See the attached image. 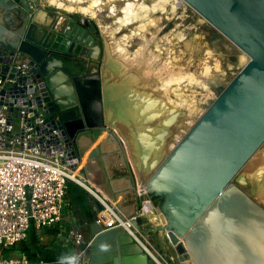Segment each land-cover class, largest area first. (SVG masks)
Instances as JSON below:
<instances>
[{"label": "water", "instance_id": "95a60500", "mask_svg": "<svg viewBox=\"0 0 264 264\" xmlns=\"http://www.w3.org/2000/svg\"><path fill=\"white\" fill-rule=\"evenodd\" d=\"M183 1L251 59L175 148L150 164L154 175L144 182L145 191L165 200L162 208L151 203L159 228L145 224L133 172L124 176L129 186H120L123 178L93 156L78 167L80 185L94 195L85 204V219L80 210L73 212L79 226L88 228L82 264H154L128 231L105 228L91 212L92 207L104 209L96 195L123 211V199L132 193L134 210L126 218L134 236L164 231L180 262L264 264V207L254 200V189H243L241 174L264 146V0ZM46 2L0 0L3 20L27 16L15 28L0 26V57L19 52L29 59L32 73L43 82L41 98L49 119L58 118L80 166L85 150L76 141L107 98L99 65L121 42H112L101 24L77 14H54L39 23ZM121 27L117 24L114 31L121 33ZM72 58L84 69L78 75L65 73L59 63L65 59L71 66ZM155 241L154 235L150 242Z\"/></svg>", "mask_w": 264, "mask_h": 264}, {"label": "bare ground", "instance_id": "6f19581e", "mask_svg": "<svg viewBox=\"0 0 264 264\" xmlns=\"http://www.w3.org/2000/svg\"><path fill=\"white\" fill-rule=\"evenodd\" d=\"M104 1L47 0V3L56 9L79 13L96 19L103 11ZM108 1L123 3L118 11L116 4H111L108 13L115 16V19L110 25L101 27L102 31L107 33L111 40L115 41L117 39L116 34H119L114 31L113 25L117 26V24H120V26H123L124 28L121 27L119 31L121 32L134 26L133 24H137L139 31H132L131 36H123L122 46L113 48L112 57L105 61L107 68L103 71V85L107 98L104 101L101 113L83 131L76 144L85 150L81 166L89 156H93L116 173L127 168L131 169L136 177L137 188L142 190L144 182L154 175L150 164L154 163V161L159 162L180 142L182 137L179 135L175 141H171L172 134L185 125V121H187L186 128H188V126L193 124L195 118L203 115L201 111L194 108L187 100L183 104L173 100L170 97L169 92L171 91L169 89L174 84L182 85L186 82L188 84L201 85L206 89L207 85L204 78L209 75L211 67L205 63L203 71L200 70L202 76L199 79L195 75L184 71L186 68L183 70L174 65L171 58L173 55L171 57L167 56L168 58L161 62L159 59L161 56L153 52L152 45L157 42L158 34L162 28L159 24H156L157 22L151 21L152 19L147 20V17L151 13L156 14L159 11H164L161 19H159V21H162L163 15L166 14L167 0H159L150 5H146L141 0ZM183 3V0H175L174 8L181 7ZM26 18L25 14L16 15L7 20H3L2 16H0V26L8 23L10 28H15V22L24 21ZM147 26L152 27L150 32L147 34L142 33ZM133 36H139L136 39L138 41L142 40L136 52L133 50V45L137 41L126 44ZM166 41H168V38ZM111 58L125 63L122 77L118 74L120 70L117 64L110 61ZM244 58H246L247 62L251 59L247 55ZM136 71H139L144 76H138L134 73ZM153 78L160 83L156 87L151 88L148 85V80H153ZM186 92L188 93V91ZM180 107H184L187 110L185 116L179 115L181 114L179 113ZM75 168L77 167L75 166ZM262 171H264V146L255 153L241 173L253 176ZM77 176L78 173L73 175L74 179L82 185V181ZM260 176H262L259 182V186L262 187V196H259V201L264 203V173ZM151 210L152 204L150 202L145 203L144 214Z\"/></svg>", "mask_w": 264, "mask_h": 264}, {"label": "built area", "instance_id": "2783aa9c", "mask_svg": "<svg viewBox=\"0 0 264 264\" xmlns=\"http://www.w3.org/2000/svg\"><path fill=\"white\" fill-rule=\"evenodd\" d=\"M0 58V248H11L26 241L32 228L37 234L53 226L59 229L73 216L68 183H78L73 177L78 170L71 140L57 117L49 119L41 98L43 82L32 73L29 59L19 52ZM96 198L104 207L95 208L97 223L128 231L154 264H184L154 243L140 242L130 219L104 196ZM69 236L73 242L83 241L79 232ZM84 250L61 260L0 254V264H82Z\"/></svg>", "mask_w": 264, "mask_h": 264}, {"label": "rangeland", "instance_id": "374dc122", "mask_svg": "<svg viewBox=\"0 0 264 264\" xmlns=\"http://www.w3.org/2000/svg\"><path fill=\"white\" fill-rule=\"evenodd\" d=\"M141 1L146 3L147 5H150L159 0H141ZM104 3L105 6L103 7V11L98 15V18L96 19L91 18L93 21L97 22L98 24H101L102 26L110 25L112 21L115 19V16H112L108 13L111 4L113 3L116 4L117 11L123 5L122 2H118V1L110 2L108 0L107 1L105 0ZM174 3L175 0H167L166 14L163 15L164 17L162 21H159V19H161L162 13L164 11H159L156 14L151 13V15L147 17V20H151V19H152L151 21L155 20L153 22L154 23L157 22L156 24H159L160 27L162 28L158 34L157 42L152 45V49L154 53L161 56L159 57L161 62H163L165 59L173 55L171 58L174 65H176L178 68H181L183 70L186 68V70L184 71L195 75L199 79L202 76V72H200V70L203 71L205 66L204 64L206 63V65H209L211 67L210 69L211 74L209 73V75H207L204 78L205 84L207 85L206 89H204L201 85L188 84L187 82L182 85L174 84L169 89V91H171L169 92L170 97L173 100L177 101L180 104H183L185 100H187L189 103H191L194 106V108H197L203 114L217 98L220 91L223 90L232 81V79L239 73V71L247 64V60L246 58H244L246 54L243 53L239 48H237L231 41H229L223 34H221L217 29H215L208 21H206L202 16H200L188 4L184 2L181 7L174 8ZM45 5L48 6V8L51 11L56 13L60 12L65 14H76L73 12L72 13L67 12L66 10L56 9L50 6L47 2ZM133 25L134 26L122 30L121 33L116 34L117 39L115 40V42L116 41L118 42L119 39L120 42L122 40L121 42V46H122L123 36L125 35L130 36V32L139 31V28H137L138 25L137 24L136 25L133 24ZM151 28L152 27L147 26L146 30L142 33L147 34L148 32H150ZM113 29H116V25H113ZM138 37L139 36L136 37L133 36V38L129 39V41L126 43V44H131L132 41H137L136 42L137 45L136 44L133 45L134 52H136V49L139 48V45L142 42V40L139 41L136 40L138 39ZM167 38L168 41H166ZM112 42L114 41L112 40ZM110 61H112L114 64H117L120 70L118 74H120V76L122 77L125 63L115 58H111ZM106 65H107L106 62L101 63V65H99L102 73L107 68ZM136 72L134 73L137 74L138 76H144L139 71ZM158 83L160 82L158 80H155L154 78L153 80L152 79L148 80V85H150L149 87L151 88L156 87ZM173 89L175 92L173 91ZM186 91H188V93ZM179 113H181L179 115L185 116L187 110L184 107H180ZM199 118L200 116L198 118H195L193 124L188 126V128H186L187 121H185V125L181 126L177 132L172 134L171 141H175L178 135L183 138ZM263 173L264 171L260 172L257 175L255 174L253 176H248L245 173H241V174L245 180V185L243 186V189L248 193H250V189H254L255 191V194L253 195L254 200L264 207V203L259 201V196L260 195L262 196L261 193L262 187L259 186V182L262 178V176L260 175H263ZM143 187L144 188L142 190H139V196L141 198L148 196V194L145 191L146 188L144 184ZM44 231L45 230H43L42 233H44ZM155 240H157V242L155 241V245L159 250L167 251L163 240H161L160 238L158 239L155 238ZM16 246L17 249H15L10 253V258L19 257L21 255L22 252L19 249L21 247L20 244H17ZM170 252L171 255L174 254L173 256L176 258L175 250ZM0 254H2L1 248H0Z\"/></svg>", "mask_w": 264, "mask_h": 264}, {"label": "crops", "instance_id": "0c3cea01", "mask_svg": "<svg viewBox=\"0 0 264 264\" xmlns=\"http://www.w3.org/2000/svg\"><path fill=\"white\" fill-rule=\"evenodd\" d=\"M39 17V23H45L46 21L49 22L50 16H53L54 14H62L65 13H56L51 11L48 6L43 5ZM82 18L91 20V18L87 16H83ZM78 58H72L71 62L73 63L71 66L65 59L60 60V65L62 66V69L65 73L71 74V75H78L82 71L80 70L78 66ZM84 66L87 68L89 65L84 62ZM133 171L131 169H124L121 172L118 173V177L123 178L122 182L119 184L120 186L126 185L129 186L131 183L130 181L126 180L124 176L131 175ZM135 176V175H134ZM136 178V177H135ZM137 184V181H136ZM89 188H93L92 185H88ZM95 191V190H94ZM138 196H139V189L137 188ZM96 192V191H95ZM93 196L92 193L88 190V188H85L81 186L78 183L70 181L68 183V200L69 204L72 206L73 212L74 210H80L81 213V219H85L87 217V212L85 209V204L88 205V203L91 201L93 202ZM140 197V196H139ZM122 198V197H121ZM89 199V200H87ZM134 199V195L127 194L126 197L123 199V211L121 213L124 217H126V214H130L134 210V203L131 202ZM140 202L143 203V209L145 208V203L150 202L153 203L150 196H146L144 198L140 197ZM116 205V204H115ZM117 206V205H116ZM142 209V210H143ZM144 211V210H143ZM91 212L94 214L95 210L94 207L91 208ZM141 212L139 211V214ZM138 214V215H139ZM145 224L150 223L155 228H159L162 226L160 219L157 215V213H154V209L148 212L144 216ZM44 233L37 234V232L32 228L30 230L28 239L25 241L28 250L30 254H32V258L35 260L38 259H67L71 258L73 255L76 254V252L85 249L84 242L86 241V236L88 235V228L87 226L80 227L79 226V220L73 217H69L63 226L58 229V227L53 226L44 229ZM72 231L79 232L83 235V241L81 243L73 242L70 238L69 234L72 233ZM158 239L160 238L163 240L166 246V250L164 251L171 255L170 251H173L174 248L171 247L168 238L166 237V233L164 231H156L154 233H148L144 235H138L140 242L145 241L144 243L147 245V241H150L152 237ZM157 242V240H156ZM139 243V242H138ZM152 243V242H150ZM140 244V243H139ZM153 244V243H152ZM26 256L25 253H21L20 256ZM174 255V254H173Z\"/></svg>", "mask_w": 264, "mask_h": 264}, {"label": "trees", "instance_id": "16d2710c", "mask_svg": "<svg viewBox=\"0 0 264 264\" xmlns=\"http://www.w3.org/2000/svg\"><path fill=\"white\" fill-rule=\"evenodd\" d=\"M151 200H152V202H153V204L155 205V206H158V207H160V208H162L163 207V205H164V197H162V196H156V195H154V194H151ZM20 250H21V252L22 253H25V255L29 258V259H33L32 258V254H30V252H29V250H28V247H27V245H26V243H25V241L24 242H22V243H20ZM2 249V254H3V256L4 257H10V253L12 252V251H14L15 249H17V246L15 245V246H13V247H11V248H1Z\"/></svg>", "mask_w": 264, "mask_h": 264}, {"label": "flooded vegetation", "instance_id": "af4514ba", "mask_svg": "<svg viewBox=\"0 0 264 264\" xmlns=\"http://www.w3.org/2000/svg\"><path fill=\"white\" fill-rule=\"evenodd\" d=\"M74 165L77 167V169H78V167H80V166H81V165H80V166H78L77 164H74Z\"/></svg>", "mask_w": 264, "mask_h": 264}, {"label": "clouds", "instance_id": "9594fccd", "mask_svg": "<svg viewBox=\"0 0 264 264\" xmlns=\"http://www.w3.org/2000/svg\"><path fill=\"white\" fill-rule=\"evenodd\" d=\"M80 16V15H79Z\"/></svg>", "mask_w": 264, "mask_h": 264}]
</instances>
